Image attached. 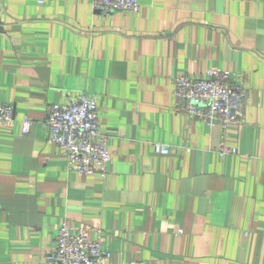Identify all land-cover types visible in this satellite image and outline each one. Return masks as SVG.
<instances>
[{"label": "crops", "instance_id": "crops-1", "mask_svg": "<svg viewBox=\"0 0 264 264\" xmlns=\"http://www.w3.org/2000/svg\"><path fill=\"white\" fill-rule=\"evenodd\" d=\"M140 5L0 0V264H45L63 220L101 227L107 264H264V0ZM216 67L247 90L227 129L175 103L177 75ZM83 93L112 135L104 176L49 137L48 106Z\"/></svg>", "mask_w": 264, "mask_h": 264}, {"label": "built area", "instance_id": "built-area-1", "mask_svg": "<svg viewBox=\"0 0 264 264\" xmlns=\"http://www.w3.org/2000/svg\"><path fill=\"white\" fill-rule=\"evenodd\" d=\"M94 9L103 13L115 11L138 12L140 0H92ZM177 108L191 118L224 129L243 122L246 114L247 90L235 83L231 71L219 67L208 69L203 75L192 77L177 75L174 78ZM12 104H0V121L14 120ZM32 120L22 119L23 133H28ZM46 125L52 142L67 152L68 167L72 172L106 175L111 153V133L99 125L97 95L81 94L65 104H50ZM155 152L166 155L169 148L162 143L154 145ZM220 155L237 153L236 148L220 147ZM93 232L94 237H89ZM101 227L76 226L63 220L55 238L54 249L45 257V264H107L111 254L103 245Z\"/></svg>", "mask_w": 264, "mask_h": 264}]
</instances>
